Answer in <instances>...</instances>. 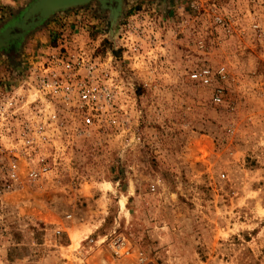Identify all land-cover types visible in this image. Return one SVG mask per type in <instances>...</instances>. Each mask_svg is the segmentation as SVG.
I'll return each mask as SVG.
<instances>
[{
	"label": "rangeland",
	"instance_id": "374dc122",
	"mask_svg": "<svg viewBox=\"0 0 264 264\" xmlns=\"http://www.w3.org/2000/svg\"><path fill=\"white\" fill-rule=\"evenodd\" d=\"M35 1L0 0V32ZM117 9L58 10L0 49V93L52 52L89 64L86 99L20 90L50 172L31 181L14 162L23 127L0 138V264H264V36L250 28L264 0ZM205 62L231 77L223 104L199 80ZM117 238L129 255L114 254Z\"/></svg>",
	"mask_w": 264,
	"mask_h": 264
},
{
	"label": "built area",
	"instance_id": "2783aa9c",
	"mask_svg": "<svg viewBox=\"0 0 264 264\" xmlns=\"http://www.w3.org/2000/svg\"><path fill=\"white\" fill-rule=\"evenodd\" d=\"M193 8L198 11L201 9L198 4H194ZM214 23L221 28L226 25L224 17L219 14L214 15ZM250 28L259 36H264V23L258 20L256 16L253 17ZM197 45L200 49L206 48L203 39L198 40ZM38 62L29 69V76L24 84H20L21 91L27 90L29 95L32 94L37 99L53 106L59 101L69 103L75 99L88 97L85 81L81 77L82 72L89 67L84 53L70 55L65 52H52L43 61ZM198 76L203 86L212 88V102L218 105L223 104L231 83V77L226 67L215 68L205 62L199 68ZM20 90L15 88L0 93V127H2L0 138L10 136L12 130H15L13 127H23L19 136L12 134V136H16L15 143H12V151L15 152L13 160L14 162L16 160L23 161L27 179L37 181L47 177L50 172L45 163L46 158L40 157L39 141L36 140V136L43 127L33 128L36 126L30 123L29 119L24 120L22 118L21 107L24 96ZM29 107L31 108V103H29ZM60 232L57 230V234ZM85 240L90 246L97 243L93 238ZM111 247L118 257L130 254L121 238L115 239L111 243Z\"/></svg>",
	"mask_w": 264,
	"mask_h": 264
},
{
	"label": "water",
	"instance_id": "95a60500",
	"mask_svg": "<svg viewBox=\"0 0 264 264\" xmlns=\"http://www.w3.org/2000/svg\"><path fill=\"white\" fill-rule=\"evenodd\" d=\"M93 0H36L25 12L20 22L9 27L7 30L0 32V49L10 40L20 39L28 31L39 25L54 12L70 7L87 4ZM103 8L109 9L114 19L117 16V8L122 0H96Z\"/></svg>",
	"mask_w": 264,
	"mask_h": 264
},
{
	"label": "bare ground",
	"instance_id": "6f19581e",
	"mask_svg": "<svg viewBox=\"0 0 264 264\" xmlns=\"http://www.w3.org/2000/svg\"><path fill=\"white\" fill-rule=\"evenodd\" d=\"M120 204H121V207L123 208L124 207V202L122 200L120 201Z\"/></svg>",
	"mask_w": 264,
	"mask_h": 264
}]
</instances>
